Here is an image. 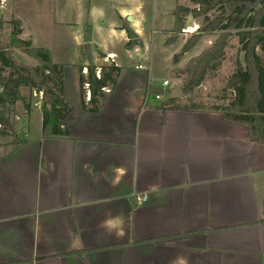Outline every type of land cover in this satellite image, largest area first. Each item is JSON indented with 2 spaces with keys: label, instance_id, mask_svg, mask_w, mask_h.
<instances>
[{
  "label": "crops",
  "instance_id": "0c3cea01",
  "mask_svg": "<svg viewBox=\"0 0 264 264\" xmlns=\"http://www.w3.org/2000/svg\"><path fill=\"white\" fill-rule=\"evenodd\" d=\"M178 5L196 7L191 0H6L0 31L10 35L17 20L20 39L64 65L70 110L66 134L43 137L41 107L32 105L25 140L0 152V264H264V144L221 110L162 109L166 94L148 102L155 33L157 49L185 57L184 66L213 43L215 32L202 34L180 57L186 40L177 50L164 44ZM85 23L89 57L80 50ZM127 26L141 42L133 48ZM236 37L234 59H243ZM89 64L105 80L94 99Z\"/></svg>",
  "mask_w": 264,
  "mask_h": 264
},
{
  "label": "trees",
  "instance_id": "16d2710c",
  "mask_svg": "<svg viewBox=\"0 0 264 264\" xmlns=\"http://www.w3.org/2000/svg\"><path fill=\"white\" fill-rule=\"evenodd\" d=\"M196 7L189 9L178 5L174 9L175 25L169 30V36L164 44L169 45L178 39L180 28L184 25L187 15L200 19L201 29L189 37L183 44L179 54L190 50L202 34L220 31V35L211 46L205 48L199 55L189 59L178 72L185 75L181 86L183 95L192 93L199 86L209 70L216 69L225 55L227 38L234 30L238 37L240 51L243 52V65L238 64L229 76L225 89H231L233 97L227 106H212L211 109L221 110L226 119L243 123L248 128V137L252 142L264 144V56L256 52L259 47L264 54V0H191ZM219 15L212 16L209 12L216 8ZM12 31L7 41L0 40V125L15 133L11 114L13 106L18 101H24L20 87L37 89L43 92L41 111L43 137L64 136L66 134L64 118L70 107L62 95L64 65L53 62L48 49L34 47L31 41L18 37L21 32L17 20H12ZM84 44L81 52L89 57L88 42L91 39L92 27L84 24ZM129 38L128 46L133 48L140 44L137 34L129 26L126 27ZM14 48L34 58L37 65H29L17 61ZM178 54V55H179ZM177 55V56H178ZM91 60V59H89ZM15 70L18 75L4 73L5 70ZM88 83L91 88V99L95 90L105 83V80L95 77L93 65H88ZM110 82H114L111 79ZM83 85V81H80ZM149 93H162L168 98L160 104L162 109H204L195 104L181 105L179 98H171L170 90L154 86ZM29 107V104H27Z\"/></svg>",
  "mask_w": 264,
  "mask_h": 264
},
{
  "label": "rangeland",
  "instance_id": "374dc122",
  "mask_svg": "<svg viewBox=\"0 0 264 264\" xmlns=\"http://www.w3.org/2000/svg\"><path fill=\"white\" fill-rule=\"evenodd\" d=\"M190 7L193 6V4L188 3ZM219 11L217 10V7L212 9L209 12V15L215 16L219 15ZM164 18V17H163ZM170 18L168 15L165 16L166 22L170 21ZM198 21H200L198 19ZM12 24V22H11ZM13 27V24H12ZM211 33V32H210ZM220 31H215V35L213 38V41L220 35ZM236 32L232 30L230 32V35L227 38L228 44L225 48V55L223 58V61L220 63V66L216 69L209 70L207 75L205 76V79L203 82L194 88L192 93L183 95L181 92V86L184 82L185 75L180 74L178 71L180 70L182 66L184 67V60L185 57L180 59H175V55H173L171 52H164L163 50H159L158 44L160 43L159 35L155 33V35L150 38V33L145 32V36L147 37V43L150 42L151 39V51H152V59L149 61V75H148V81L153 86H157L162 89H168L171 91L173 87H177L178 90L181 93V96L179 98V104L181 105H191L192 103L195 104L198 107L203 108H210L212 106H222L224 107L227 105L230 101V99L233 97V93L229 89H225L227 80L231 73L234 70L235 62L236 60H239L244 64L243 59H234L235 57V48L236 46L232 44V39L236 36ZM8 30H2L0 31V37L2 41H7L9 39ZM191 37V35L182 36L178 35V41H175L173 45L170 47V49H179L182 40H187ZM236 39H238L236 37ZM161 48V45H159ZM199 47L196 46L191 52V55L198 54ZM240 49V48H239ZM15 52V58L17 61L24 62V63H30L32 59L30 56L25 54L21 51L19 48H14ZM241 52L240 50L238 53ZM256 52L259 55H263L262 51L259 47L256 48ZM180 53V52H179ZM178 53V54H179ZM228 55L229 59H226ZM179 57L181 54L178 55ZM243 57V52H242ZM140 60V59H137ZM182 69V68H181ZM10 70H5L4 73H9ZM11 74L14 76L18 75V73L15 70L10 71ZM174 75H178V80H176V77ZM168 78V79H167ZM169 80V85L166 88H163L161 86L163 80ZM176 81V82H175ZM20 90L22 91V97L24 98V101L20 102L18 101L14 106V113L11 114V120L13 122L15 133L11 130H8L3 125H0V152L6 151L8 149H11L14 145L18 144L19 142H22L25 140L26 137V128L28 125V118L27 113L28 109L32 108V96L31 93H29L30 89L28 87H20ZM161 97L163 96L162 93ZM165 95V94H164ZM148 102L154 103L158 102L155 98V93H149ZM166 100V99H165ZM27 104H29V108H27ZM27 106V107H26ZM34 108V107H33Z\"/></svg>",
  "mask_w": 264,
  "mask_h": 264
},
{
  "label": "built area",
  "instance_id": "2783aa9c",
  "mask_svg": "<svg viewBox=\"0 0 264 264\" xmlns=\"http://www.w3.org/2000/svg\"><path fill=\"white\" fill-rule=\"evenodd\" d=\"M6 4V0H0V9ZM201 29V24L199 21L192 19L190 22L188 23H184V25L180 28V35H193L195 33H198ZM109 58H113V54L109 55ZM138 68H142V65H138ZM169 84V81L163 80L161 86L163 88H166ZM88 86V84H87ZM1 90V89H0ZM147 95H149V92L147 93ZM31 96L34 99L33 101V106L34 107H41V103H42V97H43V92L41 90H37V89H33L31 92ZM88 99L90 98V91L89 89L87 90V96ZM155 98L156 99H160L161 98V94L160 93H155ZM146 200V196H142V197H137L136 201L137 203H142Z\"/></svg>",
  "mask_w": 264,
  "mask_h": 264
},
{
  "label": "water",
  "instance_id": "95a60500",
  "mask_svg": "<svg viewBox=\"0 0 264 264\" xmlns=\"http://www.w3.org/2000/svg\"><path fill=\"white\" fill-rule=\"evenodd\" d=\"M127 19L130 21L131 20V17H127ZM192 20V17L189 16L187 19H186V23L190 22ZM171 98H178L181 96V93L180 91L178 90L177 87H173L170 91V95H169Z\"/></svg>",
  "mask_w": 264,
  "mask_h": 264
}]
</instances>
